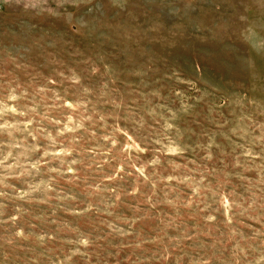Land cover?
Segmentation results:
<instances>
[{
  "label": "rangeland",
  "instance_id": "374dc122",
  "mask_svg": "<svg viewBox=\"0 0 264 264\" xmlns=\"http://www.w3.org/2000/svg\"><path fill=\"white\" fill-rule=\"evenodd\" d=\"M0 264H264V0H0Z\"/></svg>",
  "mask_w": 264,
  "mask_h": 264
}]
</instances>
